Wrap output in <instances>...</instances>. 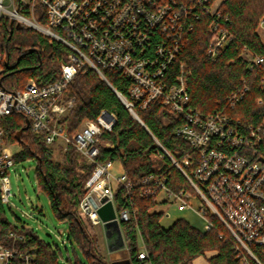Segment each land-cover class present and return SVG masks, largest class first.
<instances>
[{
  "label": "built area",
  "instance_id": "1",
  "mask_svg": "<svg viewBox=\"0 0 264 264\" xmlns=\"http://www.w3.org/2000/svg\"><path fill=\"white\" fill-rule=\"evenodd\" d=\"M221 2L0 0V23L3 18H9L69 48L53 82L40 83L32 77L23 89L7 90L0 77V210L13 195L10 170L16 164L10 141L5 138L3 119L20 112L25 124L29 120L28 129L42 134L47 145L72 144L87 161L96 163L102 143L100 135L104 130H112L116 114L102 110L96 120H85L71 137L63 118L73 106L74 98L66 99L65 91L80 72L92 69L111 85L104 71L118 70L131 81L129 98L115 89L129 111L140 120L135 105L146 109L152 101L160 100L184 118L185 124L175 133L182 135L191 147L183 152L179 162L161 146L181 170L190 189L174 192L167 186L165 177L150 175L138 183L143 185L141 195L157 193L158 198L164 195L165 203L174 202L181 210L193 209L204 218L206 229L213 226L211 215L217 217L235 238L242 264H252L251 259L254 264H263L253 246L264 247V121L244 125L223 110L206 115L192 106L184 61L179 62L174 81L167 78L169 66L182 51L185 31L193 30L192 18L199 19L202 15L211 18L212 36L207 53L212 59H217L229 44L232 34L225 23L227 19L222 20ZM39 3L46 7L47 24L38 20ZM155 32L161 36L158 43L153 42ZM240 56L250 69L264 67V55L254 54L247 47ZM2 63L0 55V76ZM261 86L264 88V80ZM249 89L243 83L233 90L228 96V106L236 107ZM114 164L111 160L97 163L85 184L88 192L80 201L79 210L94 225L103 223L98 208L109 201L120 226L131 218L128 208L117 210L115 194L123 186L129 195L136 184L123 171H115ZM104 197H107L105 202ZM194 197L201 200L198 209L191 204ZM9 237L10 243L0 240V264H34L36 248L26 250L17 246L18 242L26 241L24 234L11 230ZM140 242L139 259H147L148 252Z\"/></svg>",
  "mask_w": 264,
  "mask_h": 264
},
{
  "label": "trees",
  "instance_id": "2",
  "mask_svg": "<svg viewBox=\"0 0 264 264\" xmlns=\"http://www.w3.org/2000/svg\"><path fill=\"white\" fill-rule=\"evenodd\" d=\"M219 10L222 20L227 19L225 23L232 34L229 44L217 59H212L207 53L212 36L209 31L211 18L204 15L199 19L192 18L193 30L185 31L182 51L169 66L167 78L174 81L179 62L184 61L192 106L206 115L223 110L244 125L258 124L264 121V88L261 86L264 67L250 69L240 54L247 47L254 54L264 55V42L259 32L264 19V0H222ZM36 13L38 20L47 24L46 7L37 4ZM160 40L161 36L155 32L153 42ZM153 50L150 49V52ZM68 52L65 44L49 39L30 27L15 21L11 24L9 18L1 20L3 72L0 77L2 86L7 90L23 89L32 77L40 83L53 82ZM104 74L112 86L96 71L89 69L78 73L65 91L66 99L74 98L73 106L63 118L71 137L85 120H96L102 110L116 114L112 130H104L100 135L102 143L99 144L96 163L83 158L72 144L66 148L58 146L64 150V160L56 161L53 146L46 144L42 134L26 129L17 139L16 134L25 126L20 112L3 119L5 138L20 144V150L13 156L15 162L36 159L40 188L48 194L55 214L69 221L68 238L82 249L90 264H107L97 237L94 238L88 231L79 214V204L88 192L85 184L96 164L111 160L119 163L128 180L136 184L129 195L123 186H119L115 194L117 210L128 208L131 212L130 220L121 222L126 258L131 264H145L147 261L151 264H191L196 257L207 252H216L209 258L211 264H242L235 249V238L215 216L211 215L213 226L209 229H199L183 217L175 219L167 227L161 224L164 213L155 209L160 203L158 194L141 195L143 185L138 183L153 175L165 177L167 186L174 192L191 188L181 170L161 147L181 162L183 152L191 147L175 130L184 125L185 120L160 100L152 101L146 109L136 104L140 120L137 119L114 90L129 98L130 79L118 70H105ZM243 83L249 86L248 93L236 107L230 108L228 96ZM11 230L24 234L26 238L25 242L17 243L18 247L26 250L36 248L34 264H65L56 249L41 240L33 229L12 226L0 210V240L10 243ZM140 241L148 252L147 259H139ZM253 251L264 264V247L254 245ZM251 263L255 261L251 259ZM75 264L82 263L75 260Z\"/></svg>",
  "mask_w": 264,
  "mask_h": 264
},
{
  "label": "rangeland",
  "instance_id": "3",
  "mask_svg": "<svg viewBox=\"0 0 264 264\" xmlns=\"http://www.w3.org/2000/svg\"><path fill=\"white\" fill-rule=\"evenodd\" d=\"M259 32L264 42V23L262 25L260 23ZM48 38L52 39L51 37ZM10 144L14 153L20 150L19 143L10 142ZM58 146L60 144L53 146L54 159L62 162L64 150H60ZM114 170L121 171L119 163L114 164ZM10 185L13 195L10 196L9 202L2 204L1 211L12 226H26L33 229L41 240L51 244L56 249L60 260L65 264H73V261L75 264V260L82 264H90L82 249L68 238L69 221L62 220L55 214L48 194L40 188L36 159L26 158L16 162L10 170ZM163 200L164 195H161L158 198L160 203L155 209L164 213L161 220L164 227L169 226L175 219L183 217L199 229L206 228L204 218L193 209L181 210L176 203H161ZM191 204L195 209L202 205L201 200L197 197L193 198ZM79 214L87 224L88 231L94 238L97 237L99 249L105 261L107 264H111L113 259L107 248L103 223L94 225L87 219V216ZM139 246L142 248L141 242H139ZM125 249L115 254V260L126 258Z\"/></svg>",
  "mask_w": 264,
  "mask_h": 264
},
{
  "label": "water",
  "instance_id": "4",
  "mask_svg": "<svg viewBox=\"0 0 264 264\" xmlns=\"http://www.w3.org/2000/svg\"><path fill=\"white\" fill-rule=\"evenodd\" d=\"M13 20L11 24H13ZM13 30L11 29V33ZM115 90V88H114ZM29 128V120L26 119V124L22 127L16 134L17 139L20 138L22 132ZM107 197L102 199L105 202ZM98 213L103 222V228L106 236V243L108 251L112 254L111 264H131L129 258L115 260V257L118 251H121L126 248V241L122 233L120 223L116 219V211L111 201L105 203L100 208H98Z\"/></svg>",
  "mask_w": 264,
  "mask_h": 264
},
{
  "label": "crops",
  "instance_id": "5",
  "mask_svg": "<svg viewBox=\"0 0 264 264\" xmlns=\"http://www.w3.org/2000/svg\"><path fill=\"white\" fill-rule=\"evenodd\" d=\"M215 254L216 252H207L205 255L196 257L191 264H211L209 258Z\"/></svg>",
  "mask_w": 264,
  "mask_h": 264
}]
</instances>
